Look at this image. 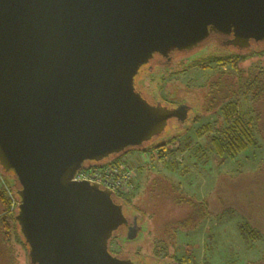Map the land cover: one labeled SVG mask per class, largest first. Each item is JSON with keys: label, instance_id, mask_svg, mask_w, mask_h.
I'll return each mask as SVG.
<instances>
[{"label": "water", "instance_id": "water-1", "mask_svg": "<svg viewBox=\"0 0 264 264\" xmlns=\"http://www.w3.org/2000/svg\"><path fill=\"white\" fill-rule=\"evenodd\" d=\"M214 36L264 43V0H0V170L30 264H146L110 251L124 204L74 177L185 120L191 106L150 100L138 78Z\"/></svg>", "mask_w": 264, "mask_h": 264}, {"label": "rangeland", "instance_id": "rangeland-1", "mask_svg": "<svg viewBox=\"0 0 264 264\" xmlns=\"http://www.w3.org/2000/svg\"><path fill=\"white\" fill-rule=\"evenodd\" d=\"M261 50H264V46L255 51ZM205 51L208 52L206 55L215 52L222 55L224 51L231 50L210 41L198 51L182 55L181 58ZM262 67L264 58L253 54L240 64L246 74ZM154 68V71L158 69L156 66ZM232 71L221 64H211L185 73L182 69L179 75L167 78L163 89L157 92L145 87L144 81V87L140 85L150 98L158 92L166 100L175 97L178 101L184 100L194 112L182 129H175L178 124L174 123L165 135L153 141L152 144H157L177 138L174 144H169L168 151L173 153L168 154L167 161L160 160L158 152L142 151L129 152L116 159L134 168L135 178L124 199L130 201L128 205L135 206L143 213L150 230L136 240H113V253L131 254L152 263L169 264L157 259L154 245H159L156 240L163 234L162 226L184 221L192 211L186 203L175 202V195L182 194L206 203L209 214L196 228L177 230L176 243L166 242L170 253L177 250L183 258L191 256L193 264H264V98L257 103L243 95L234 98L239 101V115L244 119H256L257 144L237 160H221L211 149L209 140L229 120L223 108L207 113L203 96L199 94L203 86L215 79L218 73ZM196 115L199 121L193 124L191 120ZM208 124L211 125V132L200 134V129ZM248 228L252 234H249ZM12 244L18 264H30L27 252L16 244L15 239Z\"/></svg>", "mask_w": 264, "mask_h": 264}, {"label": "trees", "instance_id": "trees-1", "mask_svg": "<svg viewBox=\"0 0 264 264\" xmlns=\"http://www.w3.org/2000/svg\"><path fill=\"white\" fill-rule=\"evenodd\" d=\"M260 46H264V43L257 45L253 44L252 48L254 49L246 50L245 52H238L232 49L231 51H224L225 53L223 52L222 55L218 52L211 53L210 55H206V53H208L207 51H205V53L197 52L190 57L189 62L185 64V69H183L185 73L198 67L206 68L211 64H221L223 67H229L233 70L229 73H218L215 79L209 80L205 86H203V90L199 91L200 96H203L202 101L207 113L223 108L222 110H224L229 120V123L219 128L209 140L211 149L221 160H237L239 156L248 152L250 148L256 147V119H252L251 117L249 119H244L242 115H239V101L234 100V98L243 95L254 103L264 98V68L262 67L251 74L244 73L240 68V64L247 60L251 54L260 59L264 58V50L255 51L256 48ZM180 70L181 69L174 70L168 75H162L161 80H157L158 76L153 74L154 71L150 72L145 70L138 78V82L148 77L146 81L154 82L158 87V91H160L163 89L162 86L166 82V79L179 75L182 72V70ZM198 121L199 117L197 116L191 120V123H198ZM184 126L178 125L175 129H182ZM210 128L211 125L208 124L202 127L200 129L201 132L198 131V133L200 132V134H202L206 131L211 132ZM174 141H177V138H172L170 141H162L157 144L151 143L141 150H129L127 153L133 151H142L145 153L158 152V158L162 161H167L168 156L173 153L172 151H168L169 144H174ZM5 176L7 177L6 181L8 187L11 189L13 195L10 197L0 181V205L2 206V214L0 215V264H18L17 256L12 246L13 240L15 239L16 244L24 249L27 254L28 245L25 243L14 218L17 213V207L13 208V199L18 202L16 194L18 182L13 173H8ZM116 199L120 202H125V204L130 203V201L124 199V196L116 197ZM174 199L177 204L186 203L190 206L192 211L187 215L184 221L177 222L173 225L167 224L162 226V230L164 231H162L163 234L161 237L156 240L159 245H154V253L157 259L168 261L170 262L169 264H193L191 256L189 258H183L177 250L170 253L168 251L169 244L166 242H175L176 232L179 229L190 230L196 228L202 220L208 217V206L203 201L182 194L175 195ZM145 222L147 221H144V231L149 232V225H147V223L145 224ZM248 231L249 234L253 233L250 228H248Z\"/></svg>", "mask_w": 264, "mask_h": 264}, {"label": "flooded vegetation", "instance_id": "flooded-vegetation-1", "mask_svg": "<svg viewBox=\"0 0 264 264\" xmlns=\"http://www.w3.org/2000/svg\"><path fill=\"white\" fill-rule=\"evenodd\" d=\"M225 39L222 38V37H219V36H214L212 38V44L213 43H216L217 45L219 43H222L223 45H225ZM225 42V43H224ZM190 57L189 58H176V62H174V66L172 67L173 65V60L172 61H169L167 64L168 67L165 68V67H161L159 65H156V67H160V69H156L153 74H156L158 77H157V80H161V77L162 75H168L169 73H172V71H176V70H179V69H184L185 67V64L189 61ZM188 60V61H187ZM187 61V62H186ZM164 62V61H163ZM172 67V68H171ZM171 68V69H170ZM160 74V75H159ZM148 77L144 79H142V84L140 83V81L138 82V89L140 91L143 92V90L141 88H143V81H144V84H145V87H148L151 91H154V92H157L158 91V87L154 84V82H150V81H146ZM140 85H141V88H140ZM157 89V90H155ZM146 96L147 94L145 92H143ZM159 93V92H158ZM155 94L152 98H150L149 96H147V98H149L150 100L154 101V102H161L162 104H164L165 106H168V107H173V108H178L179 106L183 105V109L186 110L187 108H189L188 104L184 101V100H177L175 97H171L170 100H166L164 98H161L159 95ZM176 99V100H174ZM186 118L185 120H183L182 122H180L179 120L175 119L174 120V123H177L178 125H186L187 121H189L191 119V114L193 111V109L191 110V108H189L187 111H186ZM197 117V115H196ZM193 119V118H192ZM124 203V213L128 219V224L126 226H124L120 231H118L114 237L112 238V240L110 241V251L112 254L114 255H117L119 257H126V256H131L137 260H141L142 262L146 263V264H160L158 262H149V261H146L142 258H139L138 256H135V255H131V254H116V253H113L112 250H111V243L113 240H118L120 242V240L124 241V240H128L129 237L131 238H135V240L140 237L142 234H144V224H141L142 222H144V215L141 211H139L138 208H136L135 206H132V205H128V204H125V202H122ZM137 234V235H136ZM136 235V237H135Z\"/></svg>", "mask_w": 264, "mask_h": 264}, {"label": "built area", "instance_id": "built-area-1", "mask_svg": "<svg viewBox=\"0 0 264 264\" xmlns=\"http://www.w3.org/2000/svg\"><path fill=\"white\" fill-rule=\"evenodd\" d=\"M135 178V171L132 165L121 160H112L102 166H85L77 172L74 180L77 182L87 181L96 183L104 189H109L116 197H122L129 192L132 180ZM0 181L5 190L12 194L8 187L6 176L0 170ZM18 207V202L13 199V208Z\"/></svg>", "mask_w": 264, "mask_h": 264}, {"label": "crops", "instance_id": "crops-1", "mask_svg": "<svg viewBox=\"0 0 264 264\" xmlns=\"http://www.w3.org/2000/svg\"><path fill=\"white\" fill-rule=\"evenodd\" d=\"M201 138V137H200ZM2 213H0V215H1Z\"/></svg>", "mask_w": 264, "mask_h": 264}, {"label": "bare ground", "instance_id": "bare-ground-1", "mask_svg": "<svg viewBox=\"0 0 264 264\" xmlns=\"http://www.w3.org/2000/svg\"><path fill=\"white\" fill-rule=\"evenodd\" d=\"M217 37V36H216Z\"/></svg>", "mask_w": 264, "mask_h": 264}]
</instances>
